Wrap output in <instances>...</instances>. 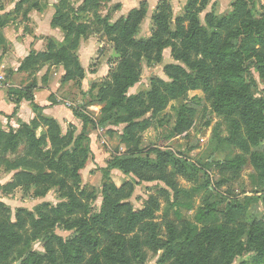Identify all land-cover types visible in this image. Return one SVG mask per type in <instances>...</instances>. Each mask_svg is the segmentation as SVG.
<instances>
[{
    "label": "trees",
    "instance_id": "16d2710c",
    "mask_svg": "<svg viewBox=\"0 0 264 264\" xmlns=\"http://www.w3.org/2000/svg\"><path fill=\"white\" fill-rule=\"evenodd\" d=\"M39 1L21 0L13 12L0 15V28L13 22L26 3H31L28 12H42L44 6ZM115 1L58 0L51 27L63 32V41L45 38V51H31L18 68V72H28L48 64L64 65L66 81L84 80L87 72L77 52L94 28L108 36L121 55L110 80L96 97V102L103 105L98 121L84 110L73 109L75 121L82 126L78 136L74 130L63 134L56 120L41 114L43 108L34 103L35 85L10 89L15 108L8 118L15 119L18 128L0 124V168L13 176L9 184L0 187L2 195L8 197L20 188L45 198L57 189L63 202H45L34 211L19 208L14 216L11 208L0 202V264H146L159 255L158 264H229L237 254L242 255L236 240L247 227L251 229L248 246L254 252L250 263L264 264V220L249 215L248 206L228 203L220 221L218 209L208 204L195 217L203 225L201 231L187 222L181 231L168 223L169 238L164 242L159 239V226L150 222L159 209L158 202L151 197L146 208L134 209L127 202L134 185L110 177L111 170H118L139 182L162 181L176 193H180L176 177L196 180L200 172L197 164L160 149L164 139L179 137L191 129L196 115L193 108L180 104L175 126H161L155 146L142 148V135L172 102L191 91H202L205 111L227 122L230 137L226 141L243 153L236 159L216 162L222 173L218 183L224 185L239 178L252 165L264 185V154L251 151L252 147L264 146V89L259 87V80L264 82V0H234L230 12L224 16L214 11L206 13L204 21L200 17L211 0H188L176 17L171 1L159 0L148 38L139 37V32L149 3L142 1L114 22L121 4L104 10ZM4 43L0 35V45ZM168 48L177 62L165 68L171 82L152 77L146 92L129 95L130 89L141 82L143 66L160 64ZM22 101L32 103L36 118L30 123L17 116ZM149 112L152 117L140 121ZM120 126L124 128L119 134L112 129ZM97 127L107 130L111 137L118 134L126 148L124 155L114 157L104 169L100 212L92 209L94 194L80 188L81 171L94 159L90 130ZM165 132L167 138L163 137ZM159 193L169 202V191L160 188ZM214 193L208 191L210 196ZM257 193L256 200H264V192ZM58 228L72 231V237L59 236ZM37 241L43 251L33 249Z\"/></svg>",
    "mask_w": 264,
    "mask_h": 264
},
{
    "label": "rangeland",
    "instance_id": "374dc122",
    "mask_svg": "<svg viewBox=\"0 0 264 264\" xmlns=\"http://www.w3.org/2000/svg\"><path fill=\"white\" fill-rule=\"evenodd\" d=\"M20 1L21 0H0V15L13 12ZM45 1L47 2L46 6L49 4V7H45ZM57 1L58 0H40L39 4L44 6L42 12L37 11V9L28 12L27 9L31 3H26L23 6L24 10L22 8L18 15H14L16 19L13 22L9 23L4 28H0V35L5 40V43L0 45V75L8 83L12 84L11 88L0 90V94H6V96L9 97L10 89L19 90L32 87V85L36 86V88H34L35 93V90L39 86L38 82L40 78L43 84H47L48 80L52 78L59 88L56 98L55 95L52 94L55 98L56 105H61L64 109L71 110L72 113L73 109H81L80 111L84 110L94 122H97L101 115L103 105L96 102V97L103 84L110 80L111 72L116 69L118 65L116 59L121 58V55L117 54L109 37L104 36L98 29H92L93 33L89 38L81 42L79 51L77 52L78 59L87 72L84 80L80 82L66 81L65 76L67 71L64 65L48 64L39 68L37 71L18 72L21 62L31 51H37L33 49L34 47H29V43L32 42V40H34L35 46L38 43H43L45 49L47 47L45 38L47 37L63 41V32L59 29L49 27L46 15L47 12H45L51 8L50 2H55L56 4ZM170 1L172 4V0ZM219 1H222L224 4L221 6ZM219 1L216 2L211 0L207 10L201 14L200 18L202 21H204L206 13L214 11L216 15L224 16L231 11V5L234 0L231 4H229V0L225 2L223 0ZM55 4L53 5L54 14ZM117 4H121L122 9L117 13L114 22L118 21L121 16L126 17L131 10L135 9H126L124 4L127 5V3L117 0L113 2L109 8L104 10V13L109 9L113 10ZM139 5L136 8H138ZM185 5L186 4H172L175 17ZM150 7L149 5L147 17L140 26L139 37L148 38L152 35V16L154 15L156 6L152 9ZM7 28L8 30H6ZM5 35H9L12 40L11 43L9 42L10 39H6L7 36ZM13 44L17 46V50L13 48ZM21 44L24 49L21 48ZM25 48L27 50L26 53H28L27 56H25ZM114 52H116L119 57H113ZM17 56L19 58H17ZM171 64H177V62L173 59L172 50L168 48L164 51L163 60L160 64H145L143 66L141 82L130 89L129 95L146 92L150 87V80L152 77H159L165 82L170 83L171 80L166 75L165 68ZM14 68H16V70H14ZM15 74L21 75V88L13 86L17 78ZM44 78L47 82H43ZM259 87L260 89H264V82L261 80H259ZM204 96L202 91H191L178 102H172L168 109L158 117L153 127L142 135V148L155 146L160 140L161 126H164L166 129L175 126L180 104H188L196 111L191 129L179 137L164 139V144L160 148L161 150H168L175 154H179L180 157L186 158L189 162L197 164L200 170L196 180L191 181L182 176L176 177L177 189L180 193L173 192L162 181L139 182L135 177L125 176L118 170L110 171V177L118 178L134 185V193L131 198L127 200L134 209L143 210L146 208L151 197L158 202L159 209L155 211L154 217L150 222L159 226L157 231L160 233L159 239L164 242L169 238L167 229L168 223L174 224V226L181 231L183 224L187 222L192 226H197L199 231H201L203 225L197 223L195 217L207 208L208 204H212L218 209L217 216L220 221L222 220L221 212L224 211L228 203L231 202H238L242 206H248L249 215H253L260 222L264 220V200L263 198L256 200L258 195L257 192H264V185L261 183V179L252 165L245 168L239 178L224 185L218 183L222 179V173L217 167L216 162L224 163L226 160H233L240 157L243 153L238 147L226 141V139L230 137L227 122L223 118L214 114L210 115L205 111L207 103L204 101ZM58 98L62 99L61 103L57 102ZM66 102H70L71 106L68 107ZM43 111L44 108L41 114L46 117ZM205 114L209 116L206 117ZM6 117L8 122L4 121L5 124L0 122L3 128L12 126L14 129H17L18 124L16 120L10 119L8 116ZM151 117L152 113L149 112L140 121L150 119ZM50 119L55 120L54 118ZM12 122L15 124L12 125ZM59 125L63 134H67L69 131L74 130L76 131V136H78L82 131V126L77 122L74 124L65 121V123ZM123 128L124 126H120L113 127L112 129L119 134L122 132ZM90 133L94 159L90 160L86 168L81 171L82 183L80 188L81 190L85 189L89 193L94 194L95 199L92 203V209L94 212H100L103 205L102 187L106 182L104 169L108 167V163L114 157L124 155L126 153V148L121 144L118 134L111 137L107 130L102 127H97L95 130L91 129ZM163 137L167 138L168 133L165 132ZM251 151L264 154V146L259 148L252 147ZM169 169L172 170V167ZM226 176L232 178L231 173H227ZM12 177V174L6 175L3 168H0V187L9 184L12 181ZM160 188L170 192L169 202L166 196L159 193ZM209 190L215 191L214 196L208 194ZM0 202L11 208L14 216L19 208L34 211L37 206L45 202L57 205L63 202V200L60 198L57 189L51 190L45 198H37L33 195L32 191L27 193L19 188L8 197H3L2 191L0 190ZM250 230V227H247L246 232H241L238 235L236 243L239 248H241L242 255L238 256L237 254L233 261H228L230 262L229 264L252 263H250V260L254 252L251 253L248 246ZM56 233L64 239H69L72 237L73 232L58 228ZM32 247L35 250L43 251L39 241L35 242ZM255 249L258 248L256 247ZM144 251L149 253L148 249H144ZM161 256L162 255L154 257L146 264H158ZM12 264H20V262H13Z\"/></svg>",
    "mask_w": 264,
    "mask_h": 264
},
{
    "label": "crops",
    "instance_id": "0c3cea01",
    "mask_svg": "<svg viewBox=\"0 0 264 264\" xmlns=\"http://www.w3.org/2000/svg\"><path fill=\"white\" fill-rule=\"evenodd\" d=\"M127 3V5L124 4V6L126 7V9L131 10L132 8H136L142 1H147L149 3V5L151 6L150 8H154L157 4V2L159 0H121ZM178 1V3H177ZM188 0H172V4H186ZM216 2H218L219 0H214ZM228 1V0H223ZM233 0H229V4L232 3ZM220 5L222 6L224 3H222V1H219ZM55 4V2H50V6L51 8L47 12V20H48V24L49 27H51V21L53 18V14H54V8L53 5ZM128 7V8H127ZM131 7V8H130ZM8 30V28L6 29ZM39 33V32H38ZM39 35V34H38ZM7 36L6 39H10V43H11V38L9 37V35H5ZM31 46V48L36 49L38 52L40 51H44L45 50V46L43 43H38L35 46L34 40H32V42L29 43V47ZM28 47V49H29ZM13 48L17 50V46L15 44H13ZM21 48L24 49L23 45L21 44ZM15 50V52H16ZM27 50L25 48V56H27L28 53H26ZM23 56V57H25ZM17 58H19L17 56ZM14 70H16V68H14ZM16 75V83H14L15 85H13L14 87H18L21 88L22 87V78L20 74H15ZM21 78V79H20ZM39 86L38 88L35 90L34 96V103H36V105H38L39 107L44 108L43 114L46 117H50V118H54L59 124L65 123V121L69 122V123H74L75 119L73 116V113L71 110H67L64 109L63 106L61 105H56L55 103V98L57 95V92H59V88L58 86L54 83L53 79L50 78L47 82V84H43L41 82V78L39 79ZM52 94L55 95V98L52 96ZM15 108V104L12 102V99L10 97H7L6 94H0V122L3 124L4 121L8 122V119L6 116H11L13 111ZM23 122L26 123H30L31 121H33L36 118V114L32 108V103L29 101H22L19 105V112L17 115ZM13 123V122H12ZM5 124V123H4ZM15 123H13L12 125H14ZM17 125V124H16Z\"/></svg>",
    "mask_w": 264,
    "mask_h": 264
},
{
    "label": "built area",
    "instance_id": "2783aa9c",
    "mask_svg": "<svg viewBox=\"0 0 264 264\" xmlns=\"http://www.w3.org/2000/svg\"><path fill=\"white\" fill-rule=\"evenodd\" d=\"M12 87V84L8 83L1 75H0V90H5V89H9ZM57 102L58 103H61L62 102V99L61 98H58L57 99ZM66 105L68 107L71 106V103L70 102H66Z\"/></svg>",
    "mask_w": 264,
    "mask_h": 264
},
{
    "label": "water",
    "instance_id": "95a60500",
    "mask_svg": "<svg viewBox=\"0 0 264 264\" xmlns=\"http://www.w3.org/2000/svg\"><path fill=\"white\" fill-rule=\"evenodd\" d=\"M113 57L117 58V57H119V56L116 54V52H114V53H113Z\"/></svg>",
    "mask_w": 264,
    "mask_h": 264
}]
</instances>
